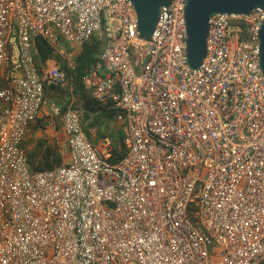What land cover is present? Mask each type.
Segmentation results:
<instances>
[{
  "label": "built area",
  "instance_id": "2783aa9c",
  "mask_svg": "<svg viewBox=\"0 0 264 264\" xmlns=\"http://www.w3.org/2000/svg\"><path fill=\"white\" fill-rule=\"evenodd\" d=\"M188 0H170L151 40L130 0H0V264H264V11L215 13L207 53L188 60ZM105 41L83 78L116 111L127 152L84 131L54 102L63 164L31 168L23 147L46 88L41 36L71 66L66 44Z\"/></svg>",
  "mask_w": 264,
  "mask_h": 264
},
{
  "label": "trees",
  "instance_id": "16d2710c",
  "mask_svg": "<svg viewBox=\"0 0 264 264\" xmlns=\"http://www.w3.org/2000/svg\"><path fill=\"white\" fill-rule=\"evenodd\" d=\"M34 44L37 48L36 59L39 67H43L50 60H55L60 64L61 69L66 72L70 86L73 87L72 94L80 106L82 126L89 137H91L90 131L92 128L102 127V117L106 116V118H109L108 120L116 119V111L102 109V104L91 96L83 84L84 76L97 63L104 49L105 41L103 39L96 35L83 45L72 66L67 61H64L60 55L56 54L50 44L41 36L34 38ZM104 129L106 131L104 130L100 137L111 136L109 126L105 125ZM118 131L121 133L123 129L120 128ZM112 142L114 146L112 161L116 162L123 158L127 152V146L124 143V133L120 139ZM31 144L32 142H24L23 147L27 150L28 161L33 170L42 171L63 164L64 158L57 145L49 144L45 140H39L33 148L28 149Z\"/></svg>",
  "mask_w": 264,
  "mask_h": 264
},
{
  "label": "water",
  "instance_id": "95a60500",
  "mask_svg": "<svg viewBox=\"0 0 264 264\" xmlns=\"http://www.w3.org/2000/svg\"><path fill=\"white\" fill-rule=\"evenodd\" d=\"M138 17V34L141 38L151 40L159 22L162 9L170 0H130ZM256 8L264 11V0H188L187 20V54L192 68H198L207 53V35L209 18L215 13L246 14ZM261 66L264 73V25L260 34Z\"/></svg>",
  "mask_w": 264,
  "mask_h": 264
},
{
  "label": "crops",
  "instance_id": "0c3cea01",
  "mask_svg": "<svg viewBox=\"0 0 264 264\" xmlns=\"http://www.w3.org/2000/svg\"><path fill=\"white\" fill-rule=\"evenodd\" d=\"M55 64L57 63L54 60H50L46 63L47 66ZM72 92L73 87L70 86L69 81L62 86L46 88V99L41 113L38 119L32 123L27 130L25 141L27 138L28 141L29 137L33 138V140H31L32 144L28 149L33 148L39 140H45L49 144L57 145L59 151L62 152L65 149L67 151V136L63 129L62 118L54 116L51 102L55 103L56 101L63 111L70 108H76L71 106L72 103H69L70 101H68L71 96H74ZM102 109L108 110L105 105H102Z\"/></svg>",
  "mask_w": 264,
  "mask_h": 264
},
{
  "label": "rangeland",
  "instance_id": "374dc122",
  "mask_svg": "<svg viewBox=\"0 0 264 264\" xmlns=\"http://www.w3.org/2000/svg\"><path fill=\"white\" fill-rule=\"evenodd\" d=\"M80 48H81V47H76V46H71V45H69V44H66L65 50H68V51L72 52V53L74 54V59H76V57H77L78 54L80 53ZM63 60L65 61L64 58H63ZM54 61H55V60H54ZM56 63H57V65L60 66V64H58L57 61H56ZM68 101H70L69 103H72L71 106L76 107V108H73V109H76V110L80 113V116L82 117L81 110H80V106H79V104H78V102H77L75 96H71V97L69 98ZM55 103H57V102L55 101ZM108 119H109V118H106V116H105V117H102V119H101V122H102V124H103V125H101L102 127L100 128V126H99V127H97V128H92V129H91L90 132H91V135H92L93 137L100 138V134L105 130L104 128H105V125H106V126H109V131H110L109 133H110V135H111V136H109L110 139H111L112 141H115V140L120 139L121 135H123V132L119 133V131H118V129L122 128V127H121V124L118 123V122L116 121V119H111V120H108ZM105 131H106V130H105ZM27 139H28V138H27ZM27 139H26L25 142H31V140H33L32 137H29V140H28V141H27ZM62 153H63L64 156H65V155L67 154L66 149H65L64 151H62ZM64 158H66V157H64ZM64 161H65V159L63 160V162H64Z\"/></svg>",
  "mask_w": 264,
  "mask_h": 264
}]
</instances>
